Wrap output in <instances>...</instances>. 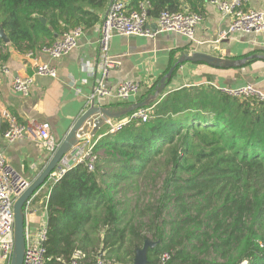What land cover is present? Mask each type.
<instances>
[{
	"label": "trees",
	"instance_id": "trees-1",
	"mask_svg": "<svg viewBox=\"0 0 264 264\" xmlns=\"http://www.w3.org/2000/svg\"><path fill=\"white\" fill-rule=\"evenodd\" d=\"M208 1L128 0L126 9L147 2L151 19L164 11L204 15ZM109 4L0 0L9 41L0 38V61L6 46L25 54L94 26ZM255 53L264 54L242 57ZM144 109L145 121L130 119L134 111L92 144L91 170L76 164L47 186L44 264H68L76 251L90 263L102 253L105 263L132 264L145 240L158 242L146 264H160L163 253L170 255L165 264H264V100L192 86L162 93ZM146 190L152 194L144 203Z\"/></svg>",
	"mask_w": 264,
	"mask_h": 264
},
{
	"label": "crops",
	"instance_id": "crops-1",
	"mask_svg": "<svg viewBox=\"0 0 264 264\" xmlns=\"http://www.w3.org/2000/svg\"><path fill=\"white\" fill-rule=\"evenodd\" d=\"M244 8L264 10V0H249ZM107 9L108 7L98 14L100 21ZM202 17L203 20L195 30L193 41L174 33L157 34L152 38L114 35L109 46V57L116 64V70L109 76L110 95L100 101L101 105L108 107L119 103L115 98V89L122 81L131 80L140 83L142 94L158 79L160 80L170 68L175 70L176 66V73L167 82L163 93L192 86H211L220 91L252 84L264 96L263 59H255L257 61L251 64L248 62L244 66L235 68H214L204 63H178L182 54L194 51L228 60L242 59V56L252 52H264V32L259 35L228 33L231 18L221 15L208 2L204 5ZM152 21L153 19L150 18L149 27L153 25ZM99 24L100 22L83 29L77 47L59 59H51L39 50V46H35L32 52L36 61L54 67L56 76L50 78L34 75V82L26 97L11 89V81L14 76L32 75L34 61L27 59L26 53H18L11 46H6L8 58L0 61V107L29 127L38 124L48 125L55 139L60 143L76 118L89 107L90 98L97 85L99 75L94 70L98 57ZM1 67H6L9 73L4 74ZM140 95L126 103L137 102ZM4 126L0 117V146L5 158L23 178L31 183L53 155L47 153L29 137L12 144L5 143L1 138ZM100 128L90 138L91 145L107 133L108 125L106 124L105 133H101ZM47 180L41 186L40 192L34 195L33 204L26 216V223L34 233L46 220L44 207L48 194L47 186L50 184Z\"/></svg>",
	"mask_w": 264,
	"mask_h": 264
},
{
	"label": "built area",
	"instance_id": "built-area-1",
	"mask_svg": "<svg viewBox=\"0 0 264 264\" xmlns=\"http://www.w3.org/2000/svg\"><path fill=\"white\" fill-rule=\"evenodd\" d=\"M249 0H209L221 15L231 18V24L228 33L240 32L246 35H259L264 32V10L245 9ZM128 0H113L109 4L106 13L101 18L99 24L98 57L95 70L98 73L97 85L90 98L97 106L100 101L110 95L109 76L116 70V64L109 57V46L114 35L119 36H143L152 38L157 34L174 33L193 41L195 30L201 24L203 17L200 14L188 12L170 13L162 12L157 18L153 19L155 30L149 27L148 3L139 5L138 10H127ZM83 34L82 28L73 29L64 33L52 44L41 46L39 50L49 56L51 59H59L75 49L79 38ZM27 59L34 61V71L27 77L14 76L11 81V89L26 97L29 94L30 87L34 82V75L54 78L56 69L46 64L38 63L34 53L25 54ZM4 74H8L6 67H1ZM95 72V73H96ZM93 74V71L91 72ZM142 87L140 83L131 80H125L118 84L115 89V98L118 102L126 103L131 98L140 93ZM222 93L233 98H254L264 100V96L252 84H245L234 89H221ZM89 102V103H90ZM0 117L5 124V130L1 138L7 144H12L18 140L32 138L43 149L53 155L59 146L50 128L46 124H38L34 127L19 122L17 117L9 111L0 107ZM138 118L145 121L148 118V109L140 108L135 111L130 119ZM108 132L115 133L119 131L124 122L109 121ZM90 129L92 125H89ZM90 138L75 145L67 152L58 163V166L49 174L47 182L53 184L57 182L62 175L72 166L79 163H88L92 169V163L95 156L92 154ZM29 182L23 178L6 160L3 149L0 146V264H10L13 251V225L14 214L13 204L15 200L26 190ZM41 187L26 201L23 207L25 215L24 241L25 254L23 264H44L45 247L47 240L46 220L39 230L32 232L26 223V216L33 204V198L40 192ZM45 210V207H44ZM170 255L163 253L160 257V264H165ZM68 264H123V263H105L100 257L90 263L85 260V254L76 251L71 256Z\"/></svg>",
	"mask_w": 264,
	"mask_h": 264
},
{
	"label": "water",
	"instance_id": "water-1",
	"mask_svg": "<svg viewBox=\"0 0 264 264\" xmlns=\"http://www.w3.org/2000/svg\"><path fill=\"white\" fill-rule=\"evenodd\" d=\"M113 0H110L112 3ZM40 21L45 24V19L40 18ZM152 30H155V25H150ZM0 38L8 44V38L0 27ZM255 59H263L264 55L252 54L238 60L222 59L203 52H191L188 54H182L178 63L189 62L192 64L204 63L214 68H235L241 67L248 62ZM174 68H170L169 71L159 80V84L156 86L153 93L146 96L141 102L130 103L127 106H123L117 109H111L107 106H97L93 102L89 103V107L82 112V114L76 118L74 124L61 140L59 146L53 156L50 158L46 167L37 176V178L29 183L26 190L15 200L13 204L14 225H13V251L10 259V264H23L25 254V241H24V225L25 215L23 211L26 201L46 182L49 174L55 169L61 158L69 152L75 145L86 141L91 138L99 127L107 124L109 121L119 120L128 114L147 107L155 103L166 87L167 82L171 79ZM89 125H92L90 129ZM158 242L151 240H145L141 248L135 250L132 264H146L147 263V251L154 249ZM102 256V253L99 255Z\"/></svg>",
	"mask_w": 264,
	"mask_h": 264
},
{
	"label": "rangeland",
	"instance_id": "rangeland-1",
	"mask_svg": "<svg viewBox=\"0 0 264 264\" xmlns=\"http://www.w3.org/2000/svg\"><path fill=\"white\" fill-rule=\"evenodd\" d=\"M122 119V118H121ZM121 119H119V120H121ZM114 121V120H113ZM116 122H118V120H115ZM101 133H105L106 132V124H104V125H102L101 126ZM107 132H108V130H107ZM148 191L149 190H146V192H147V195L144 197V203H146L147 202V200L149 199V197H148V195H151L152 194V192H150V193H148ZM34 233V232H33Z\"/></svg>",
	"mask_w": 264,
	"mask_h": 264
}]
</instances>
